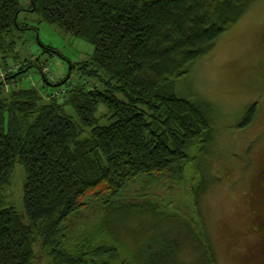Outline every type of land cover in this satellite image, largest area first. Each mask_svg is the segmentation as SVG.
Returning a JSON list of instances; mask_svg holds the SVG:
<instances>
[{"label": "trees", "instance_id": "obj_1", "mask_svg": "<svg viewBox=\"0 0 264 264\" xmlns=\"http://www.w3.org/2000/svg\"><path fill=\"white\" fill-rule=\"evenodd\" d=\"M30 1L45 22L93 46V66L82 74L92 81L69 82L72 63L57 72L37 58L32 63L9 57L14 27L26 26L17 22L18 0H0V68L16 66L0 79V89L11 87L0 91V186L15 163L22 165L30 222L0 207V264H35L43 255L54 264H132L117 245L101 239L103 222L114 224L120 212L157 208L152 197L127 192L177 178L189 148L205 142L208 131L207 103L162 93V85L183 77L256 0ZM30 66L55 88L15 87ZM257 103L245 108L237 130L251 125ZM66 104L80 126L91 127L88 137H80L66 116ZM99 105L112 122L95 124ZM263 173L264 165L256 193L264 192ZM201 188L202 182L193 189L195 204ZM100 199L106 203L104 221L73 231L74 216ZM198 233L197 250L207 255V264H217L205 231ZM36 240L41 245L35 250Z\"/></svg>", "mask_w": 264, "mask_h": 264}, {"label": "rangeland", "instance_id": "obj_2", "mask_svg": "<svg viewBox=\"0 0 264 264\" xmlns=\"http://www.w3.org/2000/svg\"><path fill=\"white\" fill-rule=\"evenodd\" d=\"M18 4L17 22L26 28L14 27L9 57L18 62L37 58L57 72H66L72 63L69 82L77 83L81 78L92 81L82 74L93 66V46L45 22L30 9V0H18ZM263 27L264 0H256L183 77L162 85V93L205 101L203 115L208 131L205 142L189 148V160L182 164L177 178L167 185L147 183L143 189L136 185L134 190L138 191L127 192L128 197L133 193L152 197L151 203L157 208L127 215L120 212L114 224L103 222L101 239L117 245L130 263L207 264V255L197 250L196 236L204 230L217 264H264V192L256 193L255 184L264 165ZM44 46H50L51 51ZM41 78L38 68L30 66L13 85L43 92L55 88L45 85ZM10 89L9 85L2 86L0 91ZM254 101L258 102L254 120L249 127L237 130L245 108ZM64 111L76 124L80 137H88L91 127L80 126L70 105H64ZM109 115L106 107L99 105L95 124L112 122ZM25 180L24 168L15 163L7 182L0 186V207L12 208L29 225L23 206ZM200 182L203 188L195 204L193 189ZM105 204L100 199L76 214L73 231L104 221ZM38 245L41 242L36 240L35 250ZM50 261L51 257L43 255L35 264H54Z\"/></svg>", "mask_w": 264, "mask_h": 264}, {"label": "built area", "instance_id": "obj_3", "mask_svg": "<svg viewBox=\"0 0 264 264\" xmlns=\"http://www.w3.org/2000/svg\"><path fill=\"white\" fill-rule=\"evenodd\" d=\"M15 67L16 66L12 65L8 69H6V70L0 68V79H3L4 76L6 75V73L9 72V70L14 69ZM49 77H51V75H49Z\"/></svg>", "mask_w": 264, "mask_h": 264}, {"label": "flooded vegetation", "instance_id": "obj_4", "mask_svg": "<svg viewBox=\"0 0 264 264\" xmlns=\"http://www.w3.org/2000/svg\"><path fill=\"white\" fill-rule=\"evenodd\" d=\"M263 176H264V173H263ZM263 176H262V177H263ZM263 235H264V232H263Z\"/></svg>", "mask_w": 264, "mask_h": 264}]
</instances>
